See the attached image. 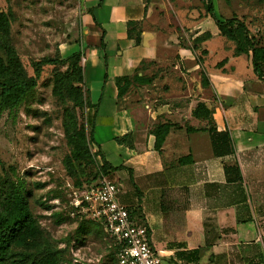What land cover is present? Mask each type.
<instances>
[{
  "label": "crops",
  "instance_id": "1",
  "mask_svg": "<svg viewBox=\"0 0 264 264\" xmlns=\"http://www.w3.org/2000/svg\"><path fill=\"white\" fill-rule=\"evenodd\" d=\"M83 2L85 81L96 105L94 143L112 166H121L112 171L119 198L150 226L161 264H264V78L254 70L252 53L228 51L222 64L215 62L211 77L207 73L210 82L204 84L202 75L194 89L210 85V95L188 106L150 103L152 92L142 86L154 79L132 84L120 96L121 76L137 72L152 78L148 65L172 58L160 55L171 47L168 32L153 20L150 0ZM139 31L141 43L135 40ZM184 58L177 65L184 72L202 66L196 56L190 67ZM240 64L246 67L241 74ZM200 101L211 108L210 118L194 115ZM211 121L230 132L233 152L216 155L206 130ZM160 122L174 125L158 150L153 129ZM126 134L128 141L118 140ZM185 156L190 159L181 162ZM234 163L242 174L232 172Z\"/></svg>",
  "mask_w": 264,
  "mask_h": 264
},
{
  "label": "rangeland",
  "instance_id": "2",
  "mask_svg": "<svg viewBox=\"0 0 264 264\" xmlns=\"http://www.w3.org/2000/svg\"><path fill=\"white\" fill-rule=\"evenodd\" d=\"M150 1L154 7L153 20L168 32L166 39L171 45L163 52L160 50V55L172 58L148 65L147 72L153 75L154 82L142 86L152 92L147 100L158 105L167 102L172 106H188L194 99L207 98L210 94L206 88L210 89V85L196 93L194 89L198 88L204 71L214 72L216 61H223L228 51L232 55L237 48L236 40L221 33L203 0ZM213 2L220 19L239 16L249 25L251 33L264 43V0ZM1 12L10 19V39L27 75L36 74V62L44 57H56L62 62L43 63L38 84L18 106L16 116L12 117L7 109L0 118V160L5 163V166L0 163V176L9 182L24 181L26 189L31 191L30 205L40 230L38 247L0 246V264H12L25 254L45 247L58 250L62 264H120L118 239L104 225L94 221L87 223L86 231H80V220L72 209L76 192L81 194L92 186V177L99 167L83 160H68L72 151L68 129L72 134L84 129L89 146L100 153L90 140L96 105L89 107L90 94L84 75L85 47H88L84 42L87 28L84 2L0 0ZM229 27L231 24H225V28ZM234 30L236 39L246 41L241 26L235 25ZM199 32L208 39L201 44L209 52H202L201 44L195 42ZM208 32L211 39L206 35ZM0 55L8 56L1 42ZM198 55L204 59V65L194 72H184L177 66L179 59L185 56L183 63L190 67L193 65L190 57ZM210 60L213 63H209ZM242 64L240 74L246 70ZM225 66L229 69L227 62ZM1 84L12 82L3 80ZM83 189L86 190L81 191ZM19 197L8 185L0 192V206L9 207Z\"/></svg>",
  "mask_w": 264,
  "mask_h": 264
},
{
  "label": "trees",
  "instance_id": "3",
  "mask_svg": "<svg viewBox=\"0 0 264 264\" xmlns=\"http://www.w3.org/2000/svg\"><path fill=\"white\" fill-rule=\"evenodd\" d=\"M204 7L207 12L214 18L215 22L221 29L222 34H226L237 42V48L235 49L236 54H241L244 51L247 53H252V60L254 70L260 78H264V43L259 41L260 39L256 35L252 34L250 31L249 25L245 20L240 18L237 15L233 17L220 19L215 10L213 0H203ZM93 9L91 8L90 11ZM225 24H231V27L228 29L225 28ZM235 25H239L245 31L246 41H241L236 39L235 34ZM10 19L5 12L0 13V42L5 44L8 56L3 57L0 55V118L3 116L5 111L9 109V114L13 117L17 114L18 106L25 101L29 93L36 87L38 84V77L41 73L43 63H59L62 62V59L56 57H44L36 62V74L27 75L23 63L18 55L16 47L12 44L10 39ZM136 29V28H134ZM133 30V28H132ZM210 35V34H206ZM206 39L205 34H200L195 38V42L199 44ZM137 43H141V32L139 31L135 36ZM245 40V39H244ZM246 44V45H244ZM102 47H106L105 38H103ZM199 47V46H198ZM208 49L204 48L202 52H207ZM106 58V65H108V59ZM198 63L204 65V59L198 55ZM219 62V64H222ZM85 75V73H84ZM107 76V74H106ZM152 78L139 76L138 73L133 75L126 74L119 78V94L120 96L125 95L132 84H145L147 80ZM3 80H11L12 84L2 85ZM204 84L210 82L209 75L204 72L203 74ZM4 86V87H3ZM93 105L90 104L89 107ZM194 115L200 117L210 118L212 110L206 105L205 102L200 101L193 109ZM174 124L170 122H160L153 129V133L156 136V148L158 150L162 149L163 143L168 135L171 127ZM209 130L211 133L212 143L216 155L222 156L234 151V140L229 131L219 130L218 127L211 121ZM90 140L94 141V131L90 133ZM67 136L70 144L72 145L71 155L68 160H83L88 164L99 167L100 172H96V175L92 177V183L99 177L103 172L112 174L114 169H118L121 166H112L106 159L103 151L99 149V154L102 156V161L98 158V153L92 150L89 146L88 141L86 140V132L84 129L77 131L76 134H72L70 129L67 131ZM131 138V134H126L120 138L119 141H128ZM190 158L185 156L180 158L181 162H186ZM0 163L5 166V163L0 160ZM232 172L235 174H242L241 168L237 163L230 165ZM13 168V166H10ZM241 176V175H239ZM10 185L12 187L14 194H19L20 197L17 198L15 204L4 207L0 206V246L4 248L10 247L12 244L16 246H39L40 230L37 224V219L32 211L30 205V194L31 191L26 189L25 183L23 180L18 182H9L4 176H0V192ZM1 186L3 188H1ZM72 209H74L72 207ZM80 220L78 229L80 231L87 230V223L94 221L87 218H81L80 215L77 216ZM97 222V221H94ZM103 225L100 222H97ZM58 250L53 248H43L39 249L35 253L25 254L19 260L13 261L12 264H62L60 257L58 255ZM119 259V255H118Z\"/></svg>",
  "mask_w": 264,
  "mask_h": 264
},
{
  "label": "built area",
  "instance_id": "4",
  "mask_svg": "<svg viewBox=\"0 0 264 264\" xmlns=\"http://www.w3.org/2000/svg\"><path fill=\"white\" fill-rule=\"evenodd\" d=\"M87 189V190H86ZM76 192L73 214L102 223L119 241L120 264H161L163 258L152 245L151 228L135 217L119 198V186L110 173H101L92 186Z\"/></svg>",
  "mask_w": 264,
  "mask_h": 264
}]
</instances>
